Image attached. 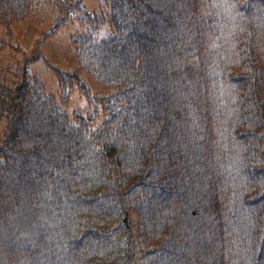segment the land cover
I'll return each mask as SVG.
<instances>
[{
  "label": "trees",
  "instance_id": "obj_1",
  "mask_svg": "<svg viewBox=\"0 0 264 264\" xmlns=\"http://www.w3.org/2000/svg\"><path fill=\"white\" fill-rule=\"evenodd\" d=\"M80 1L0 0V50L84 22L56 94L0 64V264H264V0Z\"/></svg>",
  "mask_w": 264,
  "mask_h": 264
},
{
  "label": "rangeland",
  "instance_id": "obj_2",
  "mask_svg": "<svg viewBox=\"0 0 264 264\" xmlns=\"http://www.w3.org/2000/svg\"><path fill=\"white\" fill-rule=\"evenodd\" d=\"M107 1L109 0H81L80 5L87 12L93 13L102 11ZM70 14L71 17L51 33L49 31L61 16L59 12L46 22L36 23L33 21L36 19H28L15 23L12 42L17 44L18 48L8 46L0 50L1 66L17 67L24 63L32 74L45 83L48 92L56 94L58 91L57 78L50 65L65 70H70L75 66L70 37L84 28V22L79 18L83 15V11L73 7ZM109 31L108 23L104 22L99 31L100 36ZM79 75L91 93L105 94L109 91V87L97 82L84 71L80 70ZM61 106L68 113L76 111L86 114L95 110L76 86L69 90L67 100L62 102ZM101 121V113H95L91 128L99 126Z\"/></svg>",
  "mask_w": 264,
  "mask_h": 264
}]
</instances>
